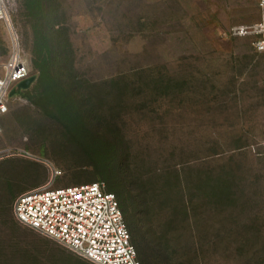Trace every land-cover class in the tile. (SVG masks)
<instances>
[{
  "label": "rangeland",
  "instance_id": "obj_1",
  "mask_svg": "<svg viewBox=\"0 0 264 264\" xmlns=\"http://www.w3.org/2000/svg\"><path fill=\"white\" fill-rule=\"evenodd\" d=\"M58 2L85 109H70L64 88L58 99L35 85L10 98L0 264L86 262L13 214L15 198L45 186L55 168L51 187L136 183L159 241L158 256L137 255L141 264H264V51L251 35H225L259 20L258 0ZM11 13L39 74L24 0ZM9 47L0 21V54Z\"/></svg>",
  "mask_w": 264,
  "mask_h": 264
},
{
  "label": "built area",
  "instance_id": "obj_2",
  "mask_svg": "<svg viewBox=\"0 0 264 264\" xmlns=\"http://www.w3.org/2000/svg\"><path fill=\"white\" fill-rule=\"evenodd\" d=\"M14 3L15 0H0V21L6 25L10 39L7 55L0 54V133L10 98L22 90L18 84L33 75L13 23ZM258 5V21L233 26L225 35H251L254 48L263 52L264 0H258ZM260 145L264 149V139ZM61 173L52 169V177L45 186L20 193L12 206L15 219L93 263L141 264L119 200L108 190L106 182L99 179L51 187Z\"/></svg>",
  "mask_w": 264,
  "mask_h": 264
},
{
  "label": "trees",
  "instance_id": "obj_3",
  "mask_svg": "<svg viewBox=\"0 0 264 264\" xmlns=\"http://www.w3.org/2000/svg\"><path fill=\"white\" fill-rule=\"evenodd\" d=\"M24 5L31 22L32 52L36 59L35 66L39 71V74H34L35 80L30 87L35 85L39 94L47 96V100L64 96L61 91L64 88L68 95L73 97L69 108L78 107L83 111L85 102L82 100L78 102L75 98L81 96V93L77 85L78 81L71 73L74 65L73 52L70 49L71 40L65 34L66 28L61 26L62 21L57 20L60 3L58 0H24ZM119 187L116 182H111L109 186L107 184L108 190L113 192L119 200L137 255L142 258L158 256L159 241L152 235L148 203L142 198L140 188L133 181H129L124 189ZM53 242L58 244L56 241ZM58 246L62 247L59 244ZM62 248L70 255L73 254L66 248ZM142 261L144 262V259ZM89 262L91 261L86 260L84 264Z\"/></svg>",
  "mask_w": 264,
  "mask_h": 264
},
{
  "label": "water",
  "instance_id": "obj_4",
  "mask_svg": "<svg viewBox=\"0 0 264 264\" xmlns=\"http://www.w3.org/2000/svg\"><path fill=\"white\" fill-rule=\"evenodd\" d=\"M34 80H35V76L32 75V76L28 77L27 79L21 81V82L18 84V88H20V89H27V88H29L30 85L34 82ZM15 91H16V90H14V91L12 92V94L15 93Z\"/></svg>",
  "mask_w": 264,
  "mask_h": 264
},
{
  "label": "crops",
  "instance_id": "obj_5",
  "mask_svg": "<svg viewBox=\"0 0 264 264\" xmlns=\"http://www.w3.org/2000/svg\"><path fill=\"white\" fill-rule=\"evenodd\" d=\"M38 186H41V184L40 185H37V186H34V187H38Z\"/></svg>",
  "mask_w": 264,
  "mask_h": 264
}]
</instances>
